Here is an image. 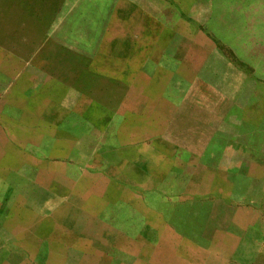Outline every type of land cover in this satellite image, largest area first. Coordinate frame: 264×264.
I'll list each match as a JSON object with an SVG mask.
<instances>
[{
	"label": "rangeland",
	"instance_id": "1",
	"mask_svg": "<svg viewBox=\"0 0 264 264\" xmlns=\"http://www.w3.org/2000/svg\"><path fill=\"white\" fill-rule=\"evenodd\" d=\"M131 1L0 0V64L15 69L22 100L36 106L38 119L43 112L46 122L64 126L68 153L64 164L53 156L58 176L52 184L43 177L36 184L28 172L31 179L26 176L20 187L14 181L0 187V221H33L27 237L36 238L34 244H12L13 230L5 224V264H231L218 259L219 245L197 240L243 226L249 236L264 238V0L228 3L230 20L218 29L229 35L214 36L219 60L192 67L197 84L187 83L177 95L179 102L200 96L207 113L196 112L193 142L184 141L187 148L174 154L168 140L184 134L169 128L158 140L160 118L137 116L151 106L141 109L135 95L158 89L152 81L157 70L146 64L157 62L158 54L149 47L155 50V38L131 36L133 21L119 19L136 15ZM116 133L133 146L114 141ZM141 138L148 140L136 142ZM99 159L118 172L97 181L102 199L87 203L91 215L112 204L117 208L110 220L129 225L111 227L103 244L70 238L74 242L64 245L52 226L65 208L80 205L78 197H68L82 190L87 166ZM33 198L36 214L28 211ZM209 247L213 256L206 260Z\"/></svg>",
	"mask_w": 264,
	"mask_h": 264
},
{
	"label": "crops",
	"instance_id": "2",
	"mask_svg": "<svg viewBox=\"0 0 264 264\" xmlns=\"http://www.w3.org/2000/svg\"><path fill=\"white\" fill-rule=\"evenodd\" d=\"M229 2L230 0H132L131 3L136 10V15L119 18L121 20L133 21L135 28L130 29L131 36H136L139 40L141 38L156 39L155 50H153L152 44H149V47H151V52L155 51L158 54V60L157 62H150L151 60L154 61L151 59L146 64H151L149 69L151 67L157 70L155 78L152 77V81L156 82L158 89L154 94L135 95L143 102L140 105L141 109L151 106L149 110L138 112L137 116L141 120L149 114L152 117L160 118L158 120L160 126L156 124L157 129L155 131L158 140H164L161 135L168 131L169 128H173L172 132L169 131L171 133L190 134L191 138L184 135L176 138L170 137L172 139L168 140V146L174 149H172L173 154L177 150L187 148L183 144L184 141L189 142L190 139L193 142L191 133L196 131L197 129L194 130L193 128L198 126L197 122L192 119L197 115L196 112H199V114H201L200 112L207 113V109L201 103L200 96L195 94L191 100L179 102L180 99H177V95L180 96L187 83L188 85L191 82L197 84L191 70L192 67L197 64H213V61L219 60L214 50L216 41L214 40V36L229 35L228 29H218L219 22L230 20L229 8L227 7ZM141 43L143 44V48H145L144 51L148 54V45L144 41ZM138 52L140 51L138 50ZM5 69H8V71ZM14 70H10L6 64H0V187L4 186L5 181L17 182L18 187H20L21 183L25 181V177L28 176V172H32L31 174H33V180H36V184L42 177L45 178V181H49L52 184V180L57 179L58 176V174L54 175L51 169L53 156L60 158L61 162L59 163L61 164H64V158L67 159L68 156L67 151H65L66 155L64 156V148L67 149V147H64V143H66L63 134L64 126H52V124L46 122V118L42 112L45 107L41 108L43 116L41 117L44 119H38L36 106H31L34 109L32 110L30 102L22 100L21 87L19 86L21 80L15 76ZM200 83L202 82L200 81ZM149 96H155L154 98L151 97L155 101L149 103ZM197 101L200 102L198 103ZM203 121L206 123L205 120ZM141 125L143 127V124ZM201 125L203 124L201 123ZM58 133L60 134V139H57L56 134ZM112 137L119 144H124L123 141L125 143L129 142L120 139L117 133ZM181 137L183 138L181 141L177 140L181 139ZM147 140L148 138L144 141L141 138L136 140V142L143 141L140 142L142 144L147 142ZM66 141L67 143L69 142L68 140ZM129 143L126 146H133L132 142ZM123 148H125L124 145ZM91 164L93 168H91L90 164L87 166L86 170L90 171L89 173L87 172L89 179H86V181L83 179L85 183L82 190H79L77 193L73 192L77 196L72 197L70 194V197H68L69 202L72 198L78 197L77 200L81 202L79 203L80 205L71 206L67 211L65 208L63 216L57 218L56 223L58 225L52 226V230L57 231L55 235L64 239V245L70 241L74 242L70 238L81 239L83 245L88 240H97L99 244H103L102 239L108 237L105 234L108 233L107 230H110L111 227L116 226L121 228L122 225L124 227L129 225L124 222L116 223V221L110 220L112 219L111 217L114 218L116 216L117 207L112 204L106 205L109 208H105L97 216L91 215L93 213L90 212L91 204L87 203L102 199L101 191H97V181H103V174H107L111 170L117 171L116 168H113L111 164L102 159L98 161L93 160ZM191 165L195 166L192 163ZM96 166L99 169L92 172ZM198 166L200 165L197 164L196 169ZM43 172L46 173V176L41 175ZM59 175L62 179L67 178L64 176L63 171L59 172ZM90 175H94V177ZM29 179H31V176H28ZM108 179L112 178L108 177ZM111 191L112 188L110 187L108 191L110 196ZM50 193L49 195L53 197L51 188ZM27 196L32 197L33 195L28 194ZM104 199L107 200V203L110 202L108 197ZM29 203H33L32 205L35 206L28 208V211L36 214V199L33 198V202L31 203L30 200ZM0 212H3V206L1 205ZM92 217L95 220H92ZM78 221L79 223H77ZM32 222H17L13 220L10 223H5L0 221V229H4L5 224L10 225L13 230L12 244H34L36 238L27 237V229L32 227ZM205 226L206 222L202 223L204 229ZM224 229L226 228L224 227ZM240 231H231L230 233H226V235L222 234L220 237L216 236L215 238L213 237V232H210V238L206 236L203 237L204 239L206 238L205 240L199 239L197 242L201 243L203 241L204 244H210L211 246L219 245L223 251L216 249L219 252L217 254L218 259L231 260L234 262L231 264H264V238L260 239L254 234L253 236H249L246 233V226H243ZM49 239L51 240L52 238L44 240L48 241ZM0 244H5L4 238L0 237ZM205 252L210 254L205 255L204 259L207 260L213 256L212 247H209ZM198 258L202 259V257L197 256L196 260ZM189 259H193V255ZM5 260L4 255L0 253V264H5ZM76 264L83 263L79 261Z\"/></svg>",
	"mask_w": 264,
	"mask_h": 264
}]
</instances>
